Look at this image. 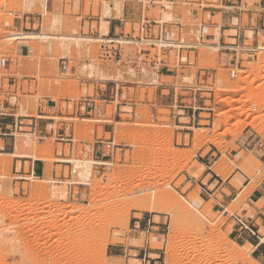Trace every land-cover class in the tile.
Segmentation results:
<instances>
[{
  "label": "rangeland",
  "instance_id": "1",
  "mask_svg": "<svg viewBox=\"0 0 264 264\" xmlns=\"http://www.w3.org/2000/svg\"><path fill=\"white\" fill-rule=\"evenodd\" d=\"M125 8L126 22L140 15L133 0H49L48 9L46 0H0V105L11 124L0 137L26 156L0 154V264H258L231 235L242 198L228 205L223 195L264 178V32L246 29L244 45L260 49L243 54L236 77L216 47L236 30L221 38L217 28L214 46L186 52L178 77L159 82L145 74L157 58L176 63L174 52L110 41L138 35L137 23L108 22ZM184 9L146 15L171 21ZM128 70L134 83L118 86ZM70 98L102 110L76 116ZM41 115L52 117L47 129ZM29 117L39 119L36 134ZM99 151L104 165L94 163ZM36 158L44 175H30V162L25 173L20 161L13 168Z\"/></svg>",
  "mask_w": 264,
  "mask_h": 264
},
{
  "label": "built area",
  "instance_id": "2",
  "mask_svg": "<svg viewBox=\"0 0 264 264\" xmlns=\"http://www.w3.org/2000/svg\"><path fill=\"white\" fill-rule=\"evenodd\" d=\"M126 2V0H123ZM140 7V15L137 18H129L127 22L137 23L139 25L138 35L127 34L120 38H111L110 41L126 42L131 44L146 43L151 47L160 46L164 48L169 54L174 52L177 56L176 63H162V58H157V64H154V68L157 70H166L170 67L182 68L183 64L188 61V55L186 52L195 51L200 47L214 46L209 41L215 39V34L211 32L212 29H221V38L226 36L233 39L234 42L219 43L216 47L219 50L224 51L228 55L227 66L229 68L232 77H236L238 70L243 67V54L249 53L255 55V51L260 49L250 48L244 45V41L247 38L245 32H242L241 22L244 15H247V22L253 23V30L257 33L264 32V9H254L249 7L246 0H133ZM130 2V1H129ZM49 0H46V8L48 9ZM184 6L183 12H179L174 20L164 19L160 17H152L146 15V11L149 8H157L160 11L172 10L176 7ZM128 9H123V16L108 17L110 21H125V13ZM259 14L261 19H259ZM259 22L262 24L259 25ZM236 33H231L225 36L223 31L234 29ZM239 29L241 30L239 32ZM122 40V41H120ZM121 54V50H119ZM158 63L160 65H158ZM69 103L75 105L74 112L76 116L90 114L91 101L88 99L77 100L76 98H70ZM92 108V107H91ZM89 112V113H88ZM84 113V114H83ZM41 117V116H40ZM42 118V117H41ZM30 123L28 124L31 132L36 134L39 129V119L36 117H29ZM20 125V129L24 128V123L20 121L16 127ZM105 149L112 152L116 149H121L119 145H115L111 141L99 140ZM101 152V151H99ZM102 156L95 160L94 163L98 165H104L107 162L103 160ZM76 173V169L72 168V174ZM228 213V210H225ZM229 217L232 218L237 225H239L241 231H248L252 236L259 237V231L256 229L244 215H240L236 212L229 213Z\"/></svg>",
  "mask_w": 264,
  "mask_h": 264
},
{
  "label": "crops",
  "instance_id": "3",
  "mask_svg": "<svg viewBox=\"0 0 264 264\" xmlns=\"http://www.w3.org/2000/svg\"><path fill=\"white\" fill-rule=\"evenodd\" d=\"M264 9V0L261 1L259 5L256 6L254 9ZM126 17V14H125ZM131 18V17H130ZM261 15L259 14V19H261ZM129 19V18H128ZM119 23V21H116ZM129 22L123 21L120 22V24L123 26ZM132 23V22H130ZM262 23L259 22V25ZM241 27L243 28L242 31H247V28H252L253 23L247 22L246 25H244V22H241ZM116 30V28H115ZM138 67H133L131 70H137ZM126 75H122V77H119L116 82L119 84H132L134 83L135 79H133L134 74L132 71L124 72ZM147 79H155L156 81L163 82L164 77H178L179 71L176 70V68L170 67L168 69L164 70H149L147 72ZM156 76V77H155ZM154 80V81H155ZM188 82V81H187ZM165 84V83H162ZM165 85H171V84H165ZM1 91V90H0ZM1 93V92H0ZM2 95V93L0 94ZM109 99V98H108ZM130 99H133L131 103L137 102V99L134 97H130ZM95 100V99H94ZM111 101L110 99L108 100ZM134 101V102H133ZM94 101H91V103ZM124 103H129V101H124ZM94 105L92 108L90 107V114L94 113L97 114L101 112L102 107H99L97 102L93 103ZM3 106L0 105V126L7 125L8 127L11 124L6 123V118L2 115L3 112ZM62 114L58 115L59 117H65V118H72L70 116H66L65 112L62 110ZM88 112V113H89ZM84 114V113H83ZM106 114V111L105 113ZM43 118L41 122L42 128L47 129L49 125H51L53 122L49 121L52 120V117L47 115H41ZM1 120L3 122L1 123ZM24 121H27L25 119ZM0 129H4L3 127H0ZM53 133H56L55 131ZM16 143L13 142V139L11 137H7V135L0 137V151H5L4 153L0 154H7V155H16ZM17 158H25L24 155H16ZM30 157V156H29ZM31 158V157H30ZM22 163L23 172L25 173V163L30 162V175H44L45 173V164L41 162V159H29V160H21L16 159L13 165V168L15 171L18 170V162ZM264 170V169H263ZM228 190L229 193L224 196V201L228 205H231L232 202L236 201L239 198H242V203L240 205V209L242 214L246 217L247 220L251 222V224L258 229L259 231V237L252 236L248 231H241L239 225L235 223V225L232 228L231 235L234 239L237 241L242 242L243 244L248 243L252 247V259L257 262L258 264H264V178L254 181L253 178L246 177V180L243 182V185L241 187H235L231 184H228ZM233 197V198H232ZM236 213H238L236 211ZM230 221H232V218H229ZM234 221V220H233Z\"/></svg>",
  "mask_w": 264,
  "mask_h": 264
},
{
  "label": "bare ground",
  "instance_id": "4",
  "mask_svg": "<svg viewBox=\"0 0 264 264\" xmlns=\"http://www.w3.org/2000/svg\"><path fill=\"white\" fill-rule=\"evenodd\" d=\"M21 35H22V34H13L12 37H13V36H16V37H17V36H21ZM55 36H57V35H55ZM59 36H60V35H59ZM63 37H64V36H63ZM75 38L78 39V37H75ZM249 110H253V108H250ZM176 213H177V212H176ZM50 247H51V246H50ZM197 248H198V247H197ZM192 249H193V247H192ZM31 250H32V249H31ZM197 250H198V249H197ZM32 251H33V250H32ZM54 251H55V248H54ZM67 251H68V250H67ZM30 252H31V251H30ZM64 252H65V251H64ZM32 253H33V252H32ZM34 253H35V252H34ZM36 253H37V252H36ZM39 253H41V252H39ZM179 253H180V252H179ZM187 253H188V252H187ZM58 254H59V253H58ZM64 254H65V253H64ZM32 255H33V254H32ZM35 255H37V254H35ZM41 255H42V254H41ZM47 255H48V254H47ZM50 255H51V254H50ZM67 255H68V254H67ZM196 255H197V254H196ZM183 256H185V255H183ZM194 256H195V255H194ZM57 257H58V256H57ZM60 257H61V256H60ZM69 257H70V256H69ZM34 258H35V256H34ZM39 258H40V257H39ZM39 258H37V259H39ZM66 258H67V257H66ZM55 259H56V258H55ZM61 259H62V258H61ZM191 259H192V258H191ZM39 260H41V259H39ZM31 261H32V260H31ZM34 261H35V260H34ZM34 261H33V264H35ZM41 261H42V260H41ZM16 262H17V261H16ZM35 262H36V261H35ZM37 262H38V260H37ZM42 262H43V261H42ZM63 262H64V260H63ZM44 263H45V264H50L49 261H48V262L44 261ZM57 263H58V264H63V263H61V261H59V262L57 261ZM65 263H67V262H65ZM65 263H64V264H65ZM18 264H20V263H18ZM69 264H70V263H69Z\"/></svg>",
  "mask_w": 264,
  "mask_h": 264
}]
</instances>
